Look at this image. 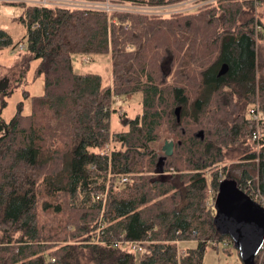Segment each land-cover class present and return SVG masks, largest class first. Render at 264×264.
Listing matches in <instances>:
<instances>
[{"label":"trees","instance_id":"1","mask_svg":"<svg viewBox=\"0 0 264 264\" xmlns=\"http://www.w3.org/2000/svg\"><path fill=\"white\" fill-rule=\"evenodd\" d=\"M65 1L199 6L148 16L18 3L27 33L17 83L38 61L43 94L30 97L27 115L18 103L8 123L0 109V264H202L208 245L233 247L216 226L220 183L264 197V78L256 77L264 37L254 31H264V0ZM9 48L0 28V50ZM106 60L108 86L100 70L79 67ZM135 95L140 111L121 113L124 130L111 132L113 100ZM255 103L258 146L248 116ZM164 134L169 155L152 147ZM122 240L148 242L149 255L114 246ZM254 264H264V249Z\"/></svg>","mask_w":264,"mask_h":264},{"label":"rangeland","instance_id":"2","mask_svg":"<svg viewBox=\"0 0 264 264\" xmlns=\"http://www.w3.org/2000/svg\"><path fill=\"white\" fill-rule=\"evenodd\" d=\"M50 1V0H48ZM60 1V0H56ZM41 2V1H39ZM51 5H56L54 2ZM57 6H66V3L59 2ZM27 4V3H26ZM33 5V3H31ZM198 6V4H180L170 8H162L160 10H153L151 8H138V7H117L113 10L137 12L140 14L153 16L161 15L168 16L182 11H190L191 8ZM257 14L263 16V10L258 9ZM24 14V9L18 3H8L0 1V28L7 32L13 41V49L0 50V80L6 78L8 85L4 90L9 95H2L0 92V109L1 118L5 123H8L17 111V104L22 103V113L27 115L30 113V97L41 96L43 94V77L36 74L38 61L31 62L24 78L18 81L19 61L23 55L20 47L25 45V37L27 33L26 27L20 22V18ZM264 21V20H263ZM256 55H257V79L264 78V39L256 42ZM81 71L89 69L97 70L102 73L103 85H110V64L108 60L103 61L102 64L89 65L86 62L79 64ZM26 92L29 98H24L23 93ZM5 102V106L1 107V102ZM140 97L135 95L133 97L116 98L113 100V109L110 119V131L121 132L124 130L120 125L118 116L125 112L128 116L133 117L140 111ZM172 139L168 135H163L161 140L153 143L152 147L157 152L168 153L172 149ZM108 147H111L110 145ZM107 148H105V151ZM180 249V248H179ZM202 264H242L235 249L227 242L214 247L208 245L204 252Z\"/></svg>","mask_w":264,"mask_h":264},{"label":"water","instance_id":"3","mask_svg":"<svg viewBox=\"0 0 264 264\" xmlns=\"http://www.w3.org/2000/svg\"><path fill=\"white\" fill-rule=\"evenodd\" d=\"M225 71L223 66L219 74ZM174 113L179 120V108ZM214 211L217 228L231 239L242 264H254L264 244V209L235 182L223 180L215 197Z\"/></svg>","mask_w":264,"mask_h":264},{"label":"built area","instance_id":"4","mask_svg":"<svg viewBox=\"0 0 264 264\" xmlns=\"http://www.w3.org/2000/svg\"><path fill=\"white\" fill-rule=\"evenodd\" d=\"M2 2H8V3H22L25 5V7H33V6H47L53 3H49V2H54L56 3V5H59L61 3L59 2H64L66 3V6L68 7H89V8H93V9H101L104 10L105 12L109 13L111 12L113 9L112 8H117V7H110L108 5L105 4H85V3H78V2H72V1H65V0H60V1H56V0H0ZM41 1V2H39ZM27 3V4H26ZM31 3H33V5H31ZM195 4L194 1H189L183 4ZM199 6V5H198ZM195 6L193 8H191L190 10L198 7ZM169 8V7H168ZM162 8H154L153 10H160ZM116 10V9H114ZM180 12V11H179ZM182 12H186V11H182ZM178 13V12H177ZM254 31H255V35L256 37L258 36H263L264 37V31L262 30V28L258 25L255 24L254 26ZM21 50L24 49V46L20 47ZM248 116L251 120H253L256 123V130L252 133V141L255 142L258 146L259 143V139L261 137V132H260V112L258 110L257 104L255 103V105H253L249 111H248ZM107 152L110 151V147H107ZM126 177L122 176L120 177V185H123L126 183ZM248 197H250V199L255 202L256 204H258L261 208L264 209V197L256 192V191H251L249 193V195H247ZM105 194L103 195H99L98 198H102L104 199ZM92 243H99L97 239L92 240ZM149 244L146 241H118L114 244L115 247L121 248V249H125V250H129L130 252H132L133 254H135L136 257H143L145 255H149V252L146 248V245ZM213 246H215V244L212 243ZM264 249V244L262 246V249Z\"/></svg>","mask_w":264,"mask_h":264},{"label":"flooded vegetation","instance_id":"5","mask_svg":"<svg viewBox=\"0 0 264 264\" xmlns=\"http://www.w3.org/2000/svg\"><path fill=\"white\" fill-rule=\"evenodd\" d=\"M8 85V80L6 78H3L0 80V90L4 91Z\"/></svg>","mask_w":264,"mask_h":264},{"label":"crops","instance_id":"6","mask_svg":"<svg viewBox=\"0 0 264 264\" xmlns=\"http://www.w3.org/2000/svg\"><path fill=\"white\" fill-rule=\"evenodd\" d=\"M111 84V83H110ZM106 86H108V85H106Z\"/></svg>","mask_w":264,"mask_h":264}]
</instances>
